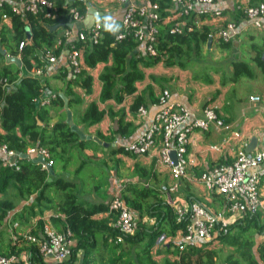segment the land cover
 <instances>
[{
    "label": "crops",
    "instance_id": "0c3cea01",
    "mask_svg": "<svg viewBox=\"0 0 264 264\" xmlns=\"http://www.w3.org/2000/svg\"><path fill=\"white\" fill-rule=\"evenodd\" d=\"M1 1L8 6V0ZM131 1L137 4L150 3V0ZM263 1L212 0L210 4L204 2L197 3L194 12L191 14L194 24L197 28L206 27L213 33L212 37L214 41L212 43V39L210 38L211 43L207 46L208 55L212 51H217L220 54L224 52H221L222 50L217 49L215 46L218 40L215 33L227 22L237 25L238 35L232 40V49L215 58V60L223 58V63L218 64L216 62L205 61L204 56L203 61L200 60L202 63L205 61L204 65L200 62L189 68L167 67L162 62L148 68H141L144 75L143 80L136 83L135 93L125 97L120 104L113 100H108L104 103L99 101L102 87L99 77L104 69L111 65V61L107 64H98L93 69L84 67L92 77V90L90 94L85 95L82 88L74 89L76 95L81 97L82 104L70 108L73 123L77 127L83 128L85 135L96 138H98V134L105 138L114 137V142L106 143L101 140L103 143L108 144V146L79 151L80 160L88 161L87 166L82 169L81 173L76 172L77 164L68 168L67 171H58L57 175L77 183L78 191L82 190L80 194H77L81 202L90 204L104 202L107 204L115 194H121L123 190L145 188L150 191L151 197L148 199L150 203L162 200L174 208L180 204L185 205L197 202L213 212L226 211L224 197L215 191H208L199 181V178L202 174L210 173L219 163L231 164L237 150L243 148L246 151L253 140H256V146L253 150H264V101L253 103L249 100V97L254 95L264 97V81L260 70L251 61L253 53L250 49L254 45L264 50V19L261 20L260 27L256 28L237 8L238 6H254ZM82 2L85 6L89 4L96 11L97 15L94 17V20H89L86 23L85 15L82 22L76 25L77 30L88 31L98 22L100 17L117 23L119 28H121L125 5L117 3L116 0H82ZM170 10L172 15L175 16V3ZM214 12H220L221 17H215L213 15ZM166 24L171 25L168 22H165L164 25ZM26 29L30 32L29 24L25 21L24 40L29 44L30 40L27 37ZM12 30L13 24L11 18L3 21L0 34L5 38H9L12 36ZM53 31H57L58 36H62L64 32L60 27ZM0 47L5 51L1 44ZM5 53L6 55H10L11 52L5 51ZM67 56V50L62 52L60 56L56 57V62L49 66V71L39 75L42 83L47 85V89L44 90L45 96L54 95L56 97L58 95L60 97V94H64V84L59 75H61L63 69L70 70ZM228 56L236 60L245 61L244 59H247L254 71V78L241 77L236 81H232L233 71ZM14 57L18 58L21 63L20 66L15 65L18 69L17 79L35 75L33 62L27 60L24 63L19 55ZM224 62L228 64L227 68L223 65L225 64ZM10 63L6 60V57L0 58V68H8V70L13 71L14 69ZM224 67L226 73L222 71ZM252 82H259L260 92L250 91L244 93L247 90L246 84ZM164 90L169 92V101L171 103L180 104L188 110L189 120L202 119L204 117V107L212 103L216 107L217 116L229 127L230 131H236L241 135L240 142L227 141L225 146H222L220 150H212L210 147L219 145L223 140L228 138L229 133L217 128L215 125H210L207 131H193L190 134L187 145L186 176L179 181L177 192L169 191L172 183L171 176L168 168L159 162L157 144L148 154L144 155L126 153L113 155L108 150L109 148L127 146L149 127L154 115L160 109L158 97ZM139 96L144 101V105L141 108L147 111L145 116L140 115L138 110L137 112L130 111L135 98ZM91 102H95L98 108L105 112V115L98 124L85 127L81 122V115L86 106ZM55 111L56 108L50 109L52 122H55L56 116L60 114L59 111ZM120 112H124L125 121L131 122L135 126L133 134L126 139L112 134L118 128L117 119ZM113 144L114 146H112ZM94 169L100 171L103 176V181L98 189L93 185L94 182L100 180L98 174L92 172ZM88 170L90 171L88 172ZM258 188L260 208L254 218L251 220L248 218L238 220L230 231L227 232V229H225L221 232L222 234L218 233L212 239L203 242L199 247L187 246L180 250L179 245L181 244L183 232L179 231L173 238L161 235L146 253L141 254V257L133 254L126 256L124 253L119 252V247L116 250L113 249L112 254L104 242V238L109 234L104 233L99 239L98 246L94 249L96 253L91 252L86 255L80 251L74 264H105L113 258H118L116 264H120L122 261L128 262V264H264V177H262ZM10 193L11 191L6 194H0V196L5 198L10 196ZM126 193L130 195L131 192L127 191ZM48 195L52 198L50 206H53L56 201L55 194L48 193ZM35 197L33 196L25 202H19L16 208L9 213L6 224H3V227L0 229L1 250H5L8 246L16 245L18 250L22 249L24 243L20 242L19 239H25V236L32 235V233L40 235L45 221H49L55 227V220L58 222V228L60 230L63 229L62 224L65 223L64 217L56 213L52 208L39 214L40 205H36L33 208L34 215L33 213L31 215L30 211H24L26 206L34 202ZM135 213L138 215L136 211ZM15 216L17 217L15 218ZM93 219L95 221H104L107 223V226L113 227V217L108 212L95 214ZM141 222L144 226L150 228L154 225L155 220L145 215ZM41 223L42 226L40 225ZM135 231L136 224L134 233ZM143 240L134 244L126 241L122 242L144 247L146 246L147 238ZM71 242L72 244L74 243L73 241ZM190 249L201 251L202 256H191L185 259L184 262H181V255ZM80 254H82L81 259H79ZM19 257L25 259L27 258V254L22 252Z\"/></svg>",
    "mask_w": 264,
    "mask_h": 264
},
{
    "label": "trees",
    "instance_id": "16d2710c",
    "mask_svg": "<svg viewBox=\"0 0 264 264\" xmlns=\"http://www.w3.org/2000/svg\"><path fill=\"white\" fill-rule=\"evenodd\" d=\"M54 2L55 11H49L54 15V18L47 17L46 14L49 12L46 11L36 15L28 14L26 18H22L13 15L7 5L4 7L12 20L13 30L12 36L9 38L0 34L1 46L4 47L5 51L11 52V56L19 55L24 63L27 60L33 62L35 71L41 70V74L49 71L44 57L45 53L58 57L62 52L69 49V42L63 40L62 36H58L57 31H52L49 27L59 26L63 30L68 29L71 17L70 9H75L83 17L87 14V8L81 0H54ZM150 2L158 3L163 18L172 14L170 8L174 4L173 0H150ZM184 20L187 25L192 27V30L180 35L170 34V25L159 24L158 36L154 45L155 55L150 56L144 52L143 46L132 35H127L119 42L115 41L116 35L122 32V29L117 23L100 17L98 19L100 37L97 43H92L88 39L85 42H76L77 47L83 49L85 67L93 69L98 64H107L111 61V65L107 66L99 77L102 84L99 101L104 103L113 100L120 104L125 97L133 95L136 91V83L144 78L141 68L154 66L159 62L164 63L167 67L189 68L195 65L196 60H201L203 50L207 51L209 39H212V43L214 41L213 33L206 27L197 28L191 15L185 17ZM25 21L30 27V43L18 51L19 44L25 38ZM108 23L118 26L119 30L114 33L107 31L105 25ZM78 31L87 34L86 30ZM58 40H61V44H58ZM215 46L217 49L229 52L233 42H224L218 39ZM250 49L253 53L251 61L260 70L264 81V50L254 45ZM0 58L2 59L4 56L0 54ZM229 63L233 71L232 81L241 77L254 78V71L247 62L232 57ZM10 65L14 69L13 71L8 70V68H0V145H5L8 150L18 154L20 169L15 171L11 168L2 167L0 163V194L11 191V197L7 196L0 200V229L3 224H6L9 213L16 208L19 202L28 201L36 196L34 202L26 206L24 211H30L32 215L33 208L40 205L38 212L42 214L45 210L52 208L56 213L62 215L65 221L62 224L63 229L60 230L57 226L58 222L54 220L56 229L59 231L68 230L74 243L71 247L70 257L62 263H52L44 259L39 254L37 245L23 238L19 239L20 242L24 243L22 249L18 250L17 245L8 246L5 250L0 249V256L15 255L19 257L24 252L31 263L74 264L78 253L80 251L86 255L91 253L92 249L98 246L99 239L104 233L109 234L104 238V242L113 254V249L116 250L120 246V244H115L119 233L113 227L107 226L106 222L93 219L95 214L108 212L109 203L90 204L81 202L77 195L80 194L77 183L57 175L59 170L67 171L75 164H77L76 172L81 173L88 161L80 160L79 151L89 148L98 149L103 146L91 140H80L78 135L71 131L69 125L65 123L66 114L63 108V100L58 95L48 105L41 106L40 99L45 97L44 90L47 89V85L42 83L39 78L40 74L17 79L16 64L11 62ZM69 69V71L63 69L59 78L64 84L63 92L68 98V106L72 108L82 104L81 97L76 95L74 89L82 88L85 95L90 94L92 77L85 68L78 74H74L70 66ZM143 105V98L141 96L136 97L130 111L137 112ZM51 108H56L55 112H60L56 116L55 122H52ZM104 115L105 112L100 110L95 102H91L83 110L81 122L85 127H90L101 122ZM117 123V130L112 132L114 136L126 139L135 131L133 123L125 121L124 112L118 113ZM98 139L106 143L114 142V137L105 138L99 134ZM32 147L42 148L48 152L52 160V173L48 169H44L41 163H36L34 159L21 157ZM108 150L113 155L124 153L123 147L109 148ZM50 189H54L62 196L61 201L58 202L56 195L53 206H50L52 198L48 195ZM127 191L131 192L130 195H127ZM121 197L130 209L138 213L135 233L124 236L123 241L134 244L147 238L146 246L142 249L143 253H146L161 235L173 238L179 231H184L185 222L176 221L174 208L162 200L150 203L148 199L151 195L147 189H126V191L121 192ZM145 215L155 220L154 225L150 228L141 222ZM110 216L113 217L112 214ZM254 216L246 218L251 220ZM40 225L42 226V223ZM235 225L236 222L230 225L227 232ZM32 236L41 239L42 231L40 235L32 233ZM196 255L201 257L202 252L190 249L181 255V262ZM117 259L113 258L105 264H116ZM16 264H22V262Z\"/></svg>",
    "mask_w": 264,
    "mask_h": 264
},
{
    "label": "built area",
    "instance_id": "2783aa9c",
    "mask_svg": "<svg viewBox=\"0 0 264 264\" xmlns=\"http://www.w3.org/2000/svg\"><path fill=\"white\" fill-rule=\"evenodd\" d=\"M8 9L15 15L26 18L28 14L36 15L39 12L55 11L54 0H8ZM117 3L125 5L121 21L122 32L116 35L115 41L123 40L127 35L132 37L143 46L147 55L154 56V45L158 36L159 24L170 23V34H183L190 32L192 27L186 24L185 17H189L195 10V5L200 2L212 3V0H174L176 12L162 17L158 3L137 4L131 0H116ZM5 4L0 0V29L3 21L10 19V15L4 9ZM245 18L256 28L260 27V22L264 19V1L254 6L237 7ZM47 13L46 16L54 18V15ZM70 25L63 32V40L69 42L68 64L74 74L80 73L84 69L83 49L78 48L76 42H85L87 39L92 43H97L100 37V23H95L86 32H80L76 25L83 20L75 9H70ZM215 17L220 18V12H214ZM176 17V18H174ZM174 18V19H173ZM167 25V24H166ZM238 35V28L235 23L227 22L221 27L215 36L224 42L234 40ZM61 44V40H58ZM27 41L23 40L18 47L20 51ZM47 66L56 62V57L50 53H45ZM41 74V70L35 71ZM169 92L164 90L158 97L159 111L154 115L149 127L143 131L133 142L123 146L124 153L133 155L148 154L155 145H158L159 162L165 165L171 176L170 192H177L179 181L186 176L187 170V145L190 134L195 130L207 131L210 125H215L229 133L228 138L219 145L210 147L212 150H220L227 141L240 142L241 135L236 131H230L223 121L216 114V107L210 103L204 107L202 119L189 120L188 110L180 105L169 101ZM42 98V97H41ZM54 95L45 96L40 99L41 106L48 105ZM253 103H261L262 98L258 95L250 96ZM138 113L142 116L147 114L144 108H139ZM173 151L176 163L170 158ZM0 163L2 167L11 168L15 171L20 169V159L18 154L8 150L5 145H0ZM27 156L42 157L44 163L42 167H51L52 160L48 152L42 148L32 147L27 150ZM264 177V150H253L247 153L243 148L237 150L231 164L219 163L210 173L202 174L199 181L208 191H215L225 199L226 211L213 212L203 205L193 202L174 207L176 221L185 222V229L182 231L181 244L179 249L184 247H199L203 242L208 241L228 228L233 222H237L248 216L256 215L260 208L259 184ZM108 213L113 215L112 226L119 233L115 244L123 241L124 236L133 235L137 214L130 209L121 194H115L108 205ZM228 215H226V214ZM25 239L37 245L39 254L52 263H62L71 255V233L58 231L49 221H45L42 229V237L27 235ZM39 264L31 263L27 258L15 255L5 257L0 256V264Z\"/></svg>",
    "mask_w": 264,
    "mask_h": 264
},
{
    "label": "water",
    "instance_id": "95a60500",
    "mask_svg": "<svg viewBox=\"0 0 264 264\" xmlns=\"http://www.w3.org/2000/svg\"><path fill=\"white\" fill-rule=\"evenodd\" d=\"M70 1H74V0H70ZM86 7H87V14H86V17H85V23L88 22L89 20H94V17L97 15L96 11L89 4H86ZM69 27H71V25H69ZM57 28H59V26L49 27V29L52 30V31L56 30ZM26 30H27L26 31L27 32V37L30 39V32H29L28 29H26ZM210 43H211V39H209L207 46H209ZM0 54L2 56L6 57V60L8 62H13V63L17 64L18 66H20V64H21L20 60L18 58H16V57H12L10 55H6L5 51H3L1 49V47H0ZM60 98L63 100V104H64L63 108H64V111H65V114H66L65 123L67 125H69L71 131L76 133L80 140H86V141L91 140V141L96 142L98 145H102L104 147H107L108 144L103 143L101 140H99L96 137L85 135L84 131H83V128H79L73 123L72 113H71V110H70V108L68 106V99L66 98V96H64V94H60ZM255 142H256V140L252 141V143L250 144L249 148L246 150L247 153H250V152L253 151V149L256 146ZM112 146H114V144ZM21 157L34 159V161L36 163H41V164L44 163V159L42 157H36V159H35V157H30V156H27L26 154H22ZM170 158L172 159V161L174 163H176V157H175V153L173 151L170 152ZM47 169H48V171L50 173H52V168L51 167H47Z\"/></svg>",
    "mask_w": 264,
    "mask_h": 264
},
{
    "label": "rangeland",
    "instance_id": "374dc122",
    "mask_svg": "<svg viewBox=\"0 0 264 264\" xmlns=\"http://www.w3.org/2000/svg\"><path fill=\"white\" fill-rule=\"evenodd\" d=\"M216 49V48H215ZM221 52H223V51H221ZM224 53V52H223ZM222 53V54H223ZM222 54H220V53H218L217 51H212V52H210L209 53V55H208V53H207V51L204 49L203 50V56H202V58H201V61H203V59H204V56H205V61H209V62H216V63H218V64H221V63H223V61H224V59L223 58H220V59H216L215 60V58L217 57V56H219V55H222ZM227 55H228V53H227ZM14 57V56H13ZM214 58V59H213ZM230 58H232L231 56H228V59L230 60ZM215 60V61H214ZM245 60V62H247L248 64H250V62L247 60V59H244ZM200 60H196L195 62H194V64L195 65H197L198 63H200L201 62ZM205 61H204V63H202L201 62V64L202 65H204L205 64ZM225 63V62H224ZM200 64V65H201ZM213 64H215V63H213ZM226 68H227V63H225V64H223ZM225 67H224V69L222 68V71H224V73H226V70H225ZM206 69H207V67H206ZM241 80H244V79H241ZM258 83L259 82H252V83H248V84H246V86H247V90H246V92H244V93H247V92H250V91H255V92H260V86H258ZM260 97H261V95H260ZM262 98V101H264V97L262 96L261 97ZM90 170H88V172H89ZM87 172V173H88ZM92 172H96L97 174H98V176H99V178H100V180H97L96 182H94V186L98 189V187H99V185H101V182L103 181V176L101 175V173H100V171H97V170H92ZM86 173V174H87ZM96 189V190H97ZM80 193L82 192V190L81 191H79ZM49 193L50 194H55V197H56V195H57V197H58V199H57V201L59 202V201H61V199H62V196H61V194L59 193V192H55V190L54 189H50L49 190ZM10 195V194H9ZM1 199H3L1 196H0V200ZM56 228V227H55ZM57 230V229H56ZM59 231V230H58ZM120 244V246H119V248L118 249H120V253H124L126 256H128V255H136V256H138V257H141V254L143 253L142 252V249L145 247H142V246H140V245H130V244H126V243H124V242H121V243H119ZM92 253H96V251L94 250V249H92ZM143 255H145V254H143ZM81 256H82V254H80L79 255V259H81ZM78 262V261H77ZM128 264V262H121L120 264Z\"/></svg>",
    "mask_w": 264,
    "mask_h": 264
},
{
    "label": "clouds",
    "instance_id": "9594fccd",
    "mask_svg": "<svg viewBox=\"0 0 264 264\" xmlns=\"http://www.w3.org/2000/svg\"><path fill=\"white\" fill-rule=\"evenodd\" d=\"M106 19H110V18H106ZM105 28H106L107 31H110V32H113V33L119 30L118 26H116V25H114L112 23L106 24Z\"/></svg>",
    "mask_w": 264,
    "mask_h": 264
}]
</instances>
